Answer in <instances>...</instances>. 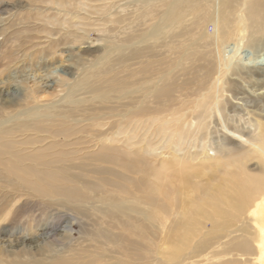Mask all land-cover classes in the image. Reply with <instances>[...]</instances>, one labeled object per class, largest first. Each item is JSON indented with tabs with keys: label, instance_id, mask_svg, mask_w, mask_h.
I'll return each instance as SVG.
<instances>
[{
	"label": "rangeland",
	"instance_id": "rangeland-1",
	"mask_svg": "<svg viewBox=\"0 0 264 264\" xmlns=\"http://www.w3.org/2000/svg\"><path fill=\"white\" fill-rule=\"evenodd\" d=\"M166 2L0 0V127L12 128L37 117L52 116L50 120L42 119L40 125L44 130L7 132V137H16L18 144L20 142L12 149L2 146L4 139L0 136V264H72L80 259L79 264L90 259L97 264L105 260L153 264L162 255L167 259L159 245L158 233H153L155 240L143 246L141 231L113 226L111 221L108 225L111 218L104 217L96 209L105 203L119 202L121 197L142 203L147 201L150 191L142 185L141 176L146 181L154 180L149 167L157 157L143 154L142 147L151 144L165 151L169 142L163 131L167 127L177 128L175 125L180 120L182 124L178 127H182L183 132L195 129L197 137L191 134L199 146L208 144L222 148L226 145L233 152L244 153L255 140L246 112L248 108L264 117V95L250 93L264 85V37L255 41L252 51L248 47L242 49V55L250 53L233 64L229 76L221 74L219 69L228 55L226 41L221 35L225 25L210 0H182L176 10L174 5L175 15L180 13L177 20L183 24L174 26L175 35L169 46L147 54L143 65L128 58L117 60V56L127 57L125 51L129 44L137 43L142 47L145 45V41L140 42L142 38L163 31L166 25L161 22L168 16L169 7ZM166 38L161 35L158 44ZM232 50L237 51V47ZM106 55L116 57L97 65L96 59ZM220 78L224 83L218 91L215 88ZM173 79L175 83L163 89V85ZM93 81L96 83L92 87ZM73 83L77 84L78 92L72 99L64 97L67 86ZM156 83L161 84V95L152 97L151 94V100L145 99ZM97 86L102 91L108 89L106 96L90 99ZM36 87L43 88L41 96L36 103L30 100L28 105L22 98ZM215 91L222 98L217 97V101L214 96L209 97L210 112L205 114V124L200 130L201 105L205 97ZM84 97L89 100L81 102ZM36 104L45 107L21 115L24 108L28 111V107ZM59 105L65 108L52 109V106L60 109ZM71 107L72 112H69ZM61 115L67 126L57 122L56 117ZM91 116H102L103 126H97L94 119L89 120ZM147 117L160 119L164 127H156L157 121L152 126L142 124V119ZM119 124L126 132L118 131ZM130 128L134 131L130 132ZM238 134L249 138L248 141L238 140ZM128 137H133L131 149ZM108 145L119 148L118 155L141 170L140 174H129L135 177L139 187L127 183L122 191L98 180L99 184L94 186L80 183L78 189L70 192L75 186L73 175L81 172L75 166L70 168L71 178L67 180L63 176L67 171L62 168L70 163L88 161L84 157ZM25 154L27 158L21 157ZM43 160L51 162L43 163ZM154 163L160 167L159 160ZM247 164L251 175L256 173L255 181L264 179V169L255 155L247 159ZM31 165L41 170L34 178L22 171ZM89 167H93L92 162ZM194 167L202 169L204 166L195 163ZM46 169L56 173L54 178H43L42 171ZM89 174L86 179L95 180ZM222 176L226 177L223 168L215 167L208 174H194L191 182L209 183V186L223 184L228 198L233 200L234 194L226 185L230 176L228 180ZM30 178L32 182L28 183ZM48 183L55 187L54 193L42 189L49 186ZM255 196L256 192L252 193L249 201ZM163 217V213L157 214V218ZM172 235L171 243H175L176 233ZM207 244L199 246L198 253L202 255L194 259L195 264H215L207 262L210 251L205 247Z\"/></svg>",
	"mask_w": 264,
	"mask_h": 264
},
{
	"label": "bare ground",
	"instance_id": "bare-ground-1",
	"mask_svg": "<svg viewBox=\"0 0 264 264\" xmlns=\"http://www.w3.org/2000/svg\"><path fill=\"white\" fill-rule=\"evenodd\" d=\"M166 1L165 5L169 7H167L168 16L161 22L166 25L163 31L142 38L140 42L143 43V41H145V45L142 47L137 46V43L129 44L125 51L127 57L117 56L118 61L128 58V60H137L140 65H143L146 62L144 58L147 54L152 55L158 52L159 48L162 51L163 47L169 46L172 36L175 35L173 32L174 26L176 24H183L182 21L177 20L180 13L175 15L174 12V5L176 10L182 0ZM210 2L213 3V7L221 16L219 20L225 25L221 30L222 34L218 32V36L221 34L226 41L228 55L225 56L224 66L222 65L219 71H221V74L224 72L225 75H228L233 64L239 62V60L241 61L250 53V51L246 50V52H248L242 55V49L248 47L252 51L255 41L264 37V0H210ZM172 13L174 16H171ZM233 21L236 22L233 23ZM161 35L167 37V40L162 39V43L158 44L157 40H161ZM234 47H237V51L232 50ZM231 54L233 56H230ZM113 57H109L108 55L98 57L96 63L97 65H103L104 63L110 62L108 59H112ZM224 77L225 76H223V79L225 80L226 77ZM224 80L220 78L216 83L215 89L221 91L220 85L224 83ZM95 83L96 82L93 81L92 87ZM174 83V79L172 82H167L166 85H163V89H166ZM70 84L64 92V97L72 99V96L76 94L78 90L76 83ZM47 85L49 84H46V86ZM117 86L119 89H123L122 85L117 84ZM160 87L161 84L156 83V85L153 86V91L147 93L144 98H149L151 100V94L153 95L152 97L161 95ZM41 88L42 87L32 88L23 98H19L24 99L28 105L30 104V100H34V103H36L41 96ZM149 89L148 87L147 91ZM253 90H255V92ZM253 90H251L250 93L264 95V85ZM106 92H108V89L102 91V89L98 87L96 90H92L93 95L89 98L93 99L95 96H106ZM212 96H214V99L217 101H219L217 97L222 98V95L219 92L216 93V91L215 93H209V95L205 97V101H203L201 105L203 111L200 116L202 117L198 123V129L200 128V130L203 129L205 124V114L210 112L208 100L209 97ZM236 99L238 98L236 97ZM84 100L89 99L84 97L81 102ZM71 103L72 102H70V104ZM126 104L129 105L127 102ZM43 107L45 106L36 104L28 107L27 109H30L28 111L24 108L21 115L28 112L32 113ZM59 107L60 109H56L55 106L54 108L52 106V109L58 111L65 108L63 105H59ZM68 111L72 112V107L68 108ZM246 115L247 123L249 128H251V133L254 135L255 140L247 149L248 151H244V153L238 150L233 152L231 148L226 145H222V148L209 147L208 144L199 146L196 142L197 134L195 135V129L190 131L196 137H194L191 132L185 131V133L182 127H178V125L182 124V120L179 121L178 125H175V127H177L175 129L170 130L169 127H167L163 131L165 138H167L169 142L165 151L154 148L151 144H146L142 147L143 154H153L155 158L157 157L154 161L156 162L159 160L160 162V167H157L152 160V166L149 167L150 171L153 172V181H146L144 177L141 176V179L144 180L142 185L146 186L150 191V194L147 195V201L142 203L135 199L130 200L121 197L119 202L114 201L112 203H105L100 208H97L96 211L100 212L108 219L111 218V220L109 219L107 221L108 225L111 221L115 224L113 226L141 231L143 246L147 245L146 242L155 240V235L153 236V233H158L160 238L158 241L159 245L163 248V252L167 259L162 255L161 258L153 264H195L194 259L202 255V252L198 253L200 249L199 246L204 245L205 242L209 243L205 247L210 249L209 254L206 256L208 263L214 262L215 264H219L218 262H223L227 264L229 262V264H264V179L255 181L254 177L256 173L251 175L247 164V159L251 157V155H255L258 161H260L261 168L264 169V117L248 108ZM62 117V115L60 117L57 116V122H60V125H66V122H62ZM101 117L102 116H91L89 120L94 119L96 120L95 124L97 126H103ZM124 117L125 115L123 118ZM16 118H18V116ZM42 119L50 120L52 116H46ZM42 119L41 117H37L32 122L24 121L22 124H17L12 126V128L9 127L10 129L8 127H0V136L4 139V142L1 143L2 146L6 145L7 148L12 149V147H16L18 144L19 140L16 137H7V132L13 134L18 130H44L40 125ZM142 121V124L146 123L150 126H152L153 122L157 121L156 127L158 128H163L165 125H163L160 119L156 120L149 117L142 119ZM106 124H109V121H107ZM124 129V126L119 124L118 131L120 133L126 132ZM132 131H134V129L130 128V132ZM237 138L238 140L249 139L240 134H238ZM128 141H131V145L129 146L131 149L134 145L133 137H128ZM193 148L195 151H192ZM197 148L200 149L197 150ZM118 152L119 148L116 146H104L98 153L89 157H84V159L88 161L83 160L79 163H70L66 165L67 168H62L64 172H68L63 175L67 177V180L71 178L72 172L70 171L72 170H70V168L75 166L79 168L81 172L79 174H74V177L72 176L73 181H75V186L71 187L70 192L78 189L80 183H85L88 186L93 184L94 186V184H99L98 180L104 183L105 186L110 185L122 191H125L127 183L133 185L138 184L135 177L129 174H140L139 172L141 170L134 168L132 164L124 161V159L118 155ZM242 154H244L245 157H242ZM129 155L133 156L131 154ZM26 156L28 155H21L23 158H27ZM135 156L136 158L138 157V155ZM28 159H31V157H28ZM51 160L53 161V159ZM97 161L101 162V164H97ZM42 162L48 163L51 161L43 160ZM91 162L93 167H89ZM106 163L109 165L113 164L119 169L117 170L116 168L105 165ZM195 163L201 164L204 167H202V169H195ZM187 166H189V168H187ZM215 167L218 169L221 167L225 171L226 177L222 176V178L227 179L230 176V180L226 185L234 194L232 196L233 200L228 198L229 195L224 191L223 184L209 186V183L200 185V182H191L194 174H208L215 169ZM35 168H33V166L27 167L22 171H26V173H29V177L32 178L33 176L34 178L36 177V173L41 172V170L38 169L39 167ZM42 173L44 174L43 178H54L56 174L54 171L47 169L42 171ZM88 174L95 177V180H87ZM37 177L40 176L37 174ZM175 177L177 179H174ZM31 178L28 180L29 182L27 181L28 183L32 182H30ZM38 184L40 185V183ZM76 184H78V186ZM48 185L49 186L42 189H46L45 192L54 193L55 187L50 183H48ZM88 186H86V189ZM65 190H67V188H65ZM254 192H256V196L252 201H249V198L252 197V193ZM158 213H163L164 217L157 218ZM245 220L247 222H245ZM235 227L237 228L234 230ZM146 231H149L151 236H149ZM173 233H176L177 236L175 238V243H171V235ZM91 260L92 259H90V261L86 260L83 263L97 264L96 261L94 262ZM79 261H81V259L78 261L75 260V262L72 261V264H79ZM203 261L204 259H200V262ZM103 264L122 263L119 261L116 262V260L115 262L105 260ZM128 264H137V261L132 260Z\"/></svg>",
	"mask_w": 264,
	"mask_h": 264
}]
</instances>
